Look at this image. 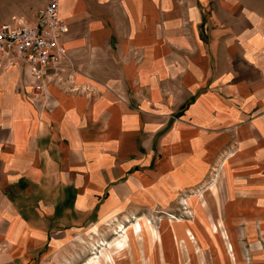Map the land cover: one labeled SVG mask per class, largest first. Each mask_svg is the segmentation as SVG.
<instances>
[{
    "label": "crops",
    "instance_id": "obj_1",
    "mask_svg": "<svg viewBox=\"0 0 264 264\" xmlns=\"http://www.w3.org/2000/svg\"><path fill=\"white\" fill-rule=\"evenodd\" d=\"M58 2L61 80L33 95L26 68L0 69V264L208 185L231 223L264 222V0Z\"/></svg>",
    "mask_w": 264,
    "mask_h": 264
},
{
    "label": "rangeland",
    "instance_id": "obj_2",
    "mask_svg": "<svg viewBox=\"0 0 264 264\" xmlns=\"http://www.w3.org/2000/svg\"><path fill=\"white\" fill-rule=\"evenodd\" d=\"M19 2L0 0V11ZM212 189L186 192L171 207L64 232L27 264H264V222L248 214L231 223L224 217L232 210L225 206L227 192ZM212 212H218L215 221ZM214 223L216 238L207 228Z\"/></svg>",
    "mask_w": 264,
    "mask_h": 264
},
{
    "label": "built area",
    "instance_id": "obj_3",
    "mask_svg": "<svg viewBox=\"0 0 264 264\" xmlns=\"http://www.w3.org/2000/svg\"><path fill=\"white\" fill-rule=\"evenodd\" d=\"M68 24L60 16L58 0L37 12L34 18L16 16L0 24V69L11 65L26 68L34 79L33 95H42L47 83L61 80L68 70L62 40Z\"/></svg>",
    "mask_w": 264,
    "mask_h": 264
},
{
    "label": "bare ground",
    "instance_id": "obj_4",
    "mask_svg": "<svg viewBox=\"0 0 264 264\" xmlns=\"http://www.w3.org/2000/svg\"><path fill=\"white\" fill-rule=\"evenodd\" d=\"M97 259V258H96ZM94 260V259H93ZM94 262V261H93Z\"/></svg>",
    "mask_w": 264,
    "mask_h": 264
}]
</instances>
